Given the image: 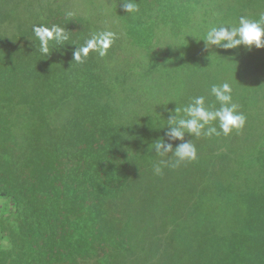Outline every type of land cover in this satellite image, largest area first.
<instances>
[{"label": "trees", "instance_id": "trees-1", "mask_svg": "<svg viewBox=\"0 0 264 264\" xmlns=\"http://www.w3.org/2000/svg\"><path fill=\"white\" fill-rule=\"evenodd\" d=\"M27 1L31 15L0 30V92L14 101L0 104V264H264V48L196 41L216 57L169 70L177 55L167 50L160 64V43L152 46L157 28L169 37L158 15L177 36L189 26L187 2L135 0L139 11L127 13L114 0L111 16L128 43L97 41L76 61L78 47L108 32L79 34L98 0ZM39 24L64 27L69 39L50 42L45 56ZM134 51L146 65L132 63ZM246 67L256 75L248 82ZM193 76L203 78L189 100L204 96L218 108L210 89L228 82L246 122L227 136L186 133L197 159L156 174L155 164L175 157L161 158L153 143L168 139V110L192 101L182 104Z\"/></svg>", "mask_w": 264, "mask_h": 264}, {"label": "clouds", "instance_id": "clouds-1", "mask_svg": "<svg viewBox=\"0 0 264 264\" xmlns=\"http://www.w3.org/2000/svg\"><path fill=\"white\" fill-rule=\"evenodd\" d=\"M187 2L184 5L183 12L186 14V20L188 25L182 27L177 36L171 34V27L166 26V16L160 15L159 23L161 28L167 31L169 37L164 34L158 33L160 28L155 30L157 39L152 46L160 45L154 52L156 55L161 51L162 56L156 60L166 62L165 56L172 57L164 52L169 50L171 53L178 55L177 46L184 44V41L191 43L203 42L205 48H211L212 46L222 47L224 49H233L241 45L247 46L249 49L255 46L256 48H264V12L260 13L258 19H249L246 16H240L238 24H221L219 26H210L203 37L200 36L204 32L203 27L207 25L206 18L209 15L218 14L223 12L224 8L220 9L215 0H184ZM141 4V3H140ZM124 9L127 13L138 12L139 5L135 3V0H124ZM162 14V12H161ZM69 16L72 13H68ZM149 32V30H148ZM33 34L35 40L39 42L40 52L47 56L50 53L49 43L54 42L56 44H63L69 39L64 27L59 25H52L51 27L43 24L33 26ZM118 33L109 31L107 33H101L99 36L89 40L83 47H78L74 52V60L80 61L82 56H87L90 49L96 47L97 41L106 49L109 46L110 39L114 42ZM186 35L189 37L186 38ZM160 41H159V39ZM179 41L175 43L173 38H178ZM129 39H124L121 42V46L124 47L125 43ZM115 43V42H114ZM118 44V43H116ZM150 51L149 49H147ZM104 54L103 51L100 52ZM233 89L230 83L224 82L219 85H212L210 94L215 97L216 102L219 103L217 108L215 104L206 106L204 96H197L192 99L190 103L181 108L178 103L174 109H169L171 113L167 120V125L162 128H167L166 136L167 141L156 140L154 141L155 153L161 158L168 156L169 153L175 157L174 162L161 159L158 164L154 165V171L156 174L161 173V165H168L171 167H178L182 162L194 161L197 159V148L192 141H186L185 135L190 134L196 138L201 136L211 137L213 135L219 136L221 132L223 135H229L234 129L239 130L243 128L246 117L239 111V105L233 101ZM175 101V100H174ZM168 104V103H167ZM167 104H164L165 106ZM182 113V114H181ZM218 121L219 130L213 125V122ZM181 141L175 147L174 141ZM3 199H0V203ZM1 205V204H0Z\"/></svg>", "mask_w": 264, "mask_h": 264}, {"label": "rangeland", "instance_id": "rangeland-1", "mask_svg": "<svg viewBox=\"0 0 264 264\" xmlns=\"http://www.w3.org/2000/svg\"><path fill=\"white\" fill-rule=\"evenodd\" d=\"M42 1L45 3V5L48 2V0H42ZM113 1L114 0H107V1L98 0L99 6L90 5L89 11H94V14H92L89 21L86 22L85 28L79 31V34L86 35L88 33H95L96 29L101 28V27L103 29H107L109 31L117 33V29L119 28V26H121V24L117 21V19H113V16H111V13L113 11L112 9ZM256 1L258 2L257 4L255 3ZM219 2H220V5L224 8V11L219 12L218 14L207 16L206 18L207 25L203 27L204 32L201 34L202 37L204 36V34L206 33L207 29L210 26H213V25L219 26V24L235 25L238 23L239 17L242 15L248 17L249 19L254 20L255 18H259L260 13L264 12V0H219ZM245 4H251L253 8L245 9V7H243ZM86 5L87 3H85L82 6V10L87 12ZM28 9H29V2L27 0H1L0 16L1 15H5V16L12 15V16L9 17L7 21H5L2 18L0 19V30H2V32L4 33L5 32L4 29L11 26V21H13L14 18L18 20L19 17L21 16H25L26 18L27 16L31 15V12ZM33 11L34 12L38 11V5L33 6ZM87 15H88V12L85 13L86 17ZM161 15L166 16L165 13H162ZM24 24H25V26L23 25L24 29H27L28 22L24 21ZM182 36H185L186 38L189 39V37L186 35H182ZM126 37L128 36L125 31L124 33L118 34L114 42L121 44L122 40H124ZM180 38L181 37L173 38V40L175 41V43H177ZM15 43L16 42L13 41L12 45L9 43V45H7L6 47L11 48V46L13 47ZM127 43L128 42H126L125 44ZM119 50H120V47L119 46L116 47L115 55H114L115 60L120 59L121 55H124L122 53L118 55ZM177 52H178V55L177 57L173 58V62H172L173 64L169 70L173 68H177L182 62L188 61L190 58L207 60L209 57L211 59L216 57L215 56L216 54H211V50L208 52H204V51L200 52V48L198 44L191 43L188 41L187 42L184 41V44L178 45ZM133 60L134 61L132 63L134 64H139L142 66L146 65L145 63H143V62H146V57L144 55L138 56L135 51L133 52ZM243 71H244V77L247 79V82L252 80L256 76L255 69H253L251 72L250 68L246 67V68H243ZM166 77L167 76H165V78ZM201 78L193 76L191 79L192 81L190 80L191 83L186 85L185 89L188 92L189 96L185 99V101L182 104H184L185 102H187V100H189L190 92L192 91L194 84L199 82V79L201 80ZM204 81H207V80L204 79ZM205 95L207 96L209 95V93L205 92ZM0 102H1L0 103L1 105H7L9 107L14 105V101L12 99L10 100L5 89L2 92H0ZM172 102L174 103L173 99H172Z\"/></svg>", "mask_w": 264, "mask_h": 264}]
</instances>
